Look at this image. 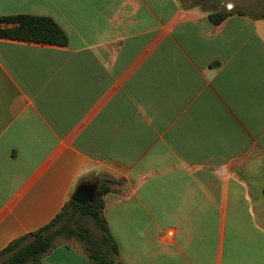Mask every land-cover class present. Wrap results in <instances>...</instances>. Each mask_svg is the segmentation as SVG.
Instances as JSON below:
<instances>
[{"label": "crops", "instance_id": "obj_1", "mask_svg": "<svg viewBox=\"0 0 264 264\" xmlns=\"http://www.w3.org/2000/svg\"><path fill=\"white\" fill-rule=\"evenodd\" d=\"M190 0H0L66 44L0 39V251L111 180L117 254L38 264H264V17Z\"/></svg>", "mask_w": 264, "mask_h": 264}, {"label": "trees", "instance_id": "obj_2", "mask_svg": "<svg viewBox=\"0 0 264 264\" xmlns=\"http://www.w3.org/2000/svg\"><path fill=\"white\" fill-rule=\"evenodd\" d=\"M232 12L241 13L230 9L211 13L208 18L217 25ZM0 39L61 46L65 45L67 41L63 31L51 19L28 15L0 17ZM110 183L113 181L103 180L100 182L93 202L81 206L69 199L61 212L49 224L32 234L21 236L10 242L0 251V264H38L52 248L53 241L58 236L83 239L87 242L90 256L97 257L95 259L99 262H101L99 257L102 255L117 254V244L111 237L102 215V197L111 190ZM74 215L80 218L88 217L92 220L101 232L99 242L93 243L83 232V234L78 233L67 226L66 221Z\"/></svg>", "mask_w": 264, "mask_h": 264}, {"label": "rangeland", "instance_id": "obj_3", "mask_svg": "<svg viewBox=\"0 0 264 264\" xmlns=\"http://www.w3.org/2000/svg\"><path fill=\"white\" fill-rule=\"evenodd\" d=\"M195 3H202L208 8H220L224 11L232 9L240 11L252 17H264V0H190ZM223 12V11H222ZM67 226L78 233L85 234L86 237L93 243L100 241V230L95 226L92 220L88 217L80 218L77 215L70 217L67 221ZM83 232V233H82ZM62 236L56 237L60 239ZM80 243H86L79 237H73Z\"/></svg>", "mask_w": 264, "mask_h": 264}, {"label": "water", "instance_id": "obj_4", "mask_svg": "<svg viewBox=\"0 0 264 264\" xmlns=\"http://www.w3.org/2000/svg\"><path fill=\"white\" fill-rule=\"evenodd\" d=\"M97 191V184L81 186L77 188V190L73 193L71 200L74 203L83 206L95 200Z\"/></svg>", "mask_w": 264, "mask_h": 264}]
</instances>
